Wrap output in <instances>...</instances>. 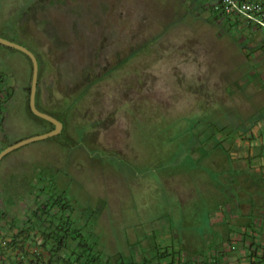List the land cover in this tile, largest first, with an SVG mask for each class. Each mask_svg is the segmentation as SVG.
Returning <instances> with one entry per match:
<instances>
[{"label":"rangeland","instance_id":"374dc122","mask_svg":"<svg viewBox=\"0 0 264 264\" xmlns=\"http://www.w3.org/2000/svg\"><path fill=\"white\" fill-rule=\"evenodd\" d=\"M209 2L0 0V35L41 63L37 106L65 121L59 139L2 157L0 211L24 213L36 199L31 188L46 184L64 192L76 216L97 210L90 230L102 256L136 261L170 241L199 261L214 248L215 215L237 207L256 218L264 203V34L243 17L233 26L214 20ZM0 76L10 92L0 146L45 132L49 125L27 110L28 57L0 44ZM220 246L224 264L243 255Z\"/></svg>","mask_w":264,"mask_h":264},{"label":"trees","instance_id":"16d2710c","mask_svg":"<svg viewBox=\"0 0 264 264\" xmlns=\"http://www.w3.org/2000/svg\"><path fill=\"white\" fill-rule=\"evenodd\" d=\"M206 1L209 2L210 0H206ZM238 1L241 2L251 1L259 5L260 10L257 12V14L261 19V21L264 23V0H238ZM209 8H210L211 16L213 17L214 20L216 21L223 20V22H229L233 20L234 21L233 23L232 22L229 23V25L232 26L236 25L239 21V17H241L237 13L226 12L225 4L223 0H214L212 3L209 2ZM248 23L249 25H254L256 27H259L262 30V33L264 34L263 24L250 19L248 20ZM262 42H264V36L260 41V43L258 44V46L263 47ZM33 53L36 55L38 60V74H39L41 63L39 61L37 54L35 52ZM3 85L4 83L2 80V76H0V130L4 129L3 126L4 116L2 112V104L5 101V99H7L10 96V92L5 91ZM29 87H30V83L26 87L27 110L29 114L34 118H36L39 122L49 125V127L45 130L48 131L52 129L53 124L45 119L35 116L29 108V104H28ZM3 93H4V97L1 96ZM35 104L36 107L39 110H41L37 106L36 95H35ZM55 117L59 119L64 126L65 121L63 122L59 117L57 116ZM60 136L61 133L52 136L50 138L59 139ZM62 140L64 139L62 138ZM7 145H9V143L0 146V150ZM257 147L264 150V144L262 143ZM49 187L50 186L43 184L41 189L43 191L42 193H45L44 196H46L47 198L46 201L43 203L40 202V204H38V202H35L36 208H34L30 213L26 214L27 216L29 214H31L32 216V218L24 222L26 225H28L27 227L24 226V223L22 226L19 225L17 220L16 221L13 220L10 223L12 226H14L17 229V232L14 233L10 243L22 242V245H17L16 243L13 249L15 250L16 255L22 254L26 258L25 262H20V264H224V262H222V258L226 255L227 252L225 249H219L220 243H222V245L226 244L227 246L231 247L232 243L235 241L229 236V231H228L227 235H225V238L221 239L218 245H215L211 251H208L201 255L199 261H196L195 259L191 260L190 257L183 256L180 251L174 250L172 245L166 247L155 245L156 251L154 252V254H152V256L150 257L143 255L142 261H136L133 259L132 256L128 257L129 259L124 258L123 255L121 254H117L115 256L113 255L102 256L101 250L97 248L96 236L94 235L93 231L90 230L92 224L91 222L92 216L96 215L97 210L95 208L87 207L85 208L87 212H85L84 210L80 213L79 216H76L75 208L70 205V200L64 194V192L63 191L50 192L48 190L50 189ZM37 188H38L37 186L36 187L33 186L31 188V189H36L37 191L36 199L40 198L41 196ZM31 189H29L28 191L29 193H32ZM4 201H6L8 204L13 203L10 193L4 197ZM71 213H72V220H70ZM4 215L5 213L0 211V217ZM82 215L85 217L84 222L80 221ZM48 217L50 219H48L47 222L53 225L54 227H52L51 225L47 227H42V225L46 223V218ZM36 228L38 229V232H40L41 237L43 239L42 247L44 248V250L38 255L35 254L33 255L28 251H25L23 247L25 245L24 243L27 242L28 238H30L31 241L33 240V236H30V234ZM248 228L249 226L246 227L245 230L242 232L240 236V240L235 241V245H237V247H242L245 249L246 251L245 257L247 259V264H264V252L260 253L258 250V248L260 247V243L257 240V232L252 227L250 228V230H248ZM233 250H236V248H234ZM112 260H115L114 261L115 263H112ZM0 264H4V251L1 248H0Z\"/></svg>","mask_w":264,"mask_h":264},{"label":"built area","instance_id":"2783aa9c","mask_svg":"<svg viewBox=\"0 0 264 264\" xmlns=\"http://www.w3.org/2000/svg\"><path fill=\"white\" fill-rule=\"evenodd\" d=\"M225 1V10L229 13H237L246 20H253L264 25V23L259 18L257 12L260 10L259 5L251 1H238V0H224ZM11 223V222H10ZM9 222L4 220L0 224V248L4 251V264H20V262H25L26 258L24 255H16L14 245H22V242L10 243L14 233L17 232V229L12 226ZM35 234V235H34ZM33 236V240L30 238L27 239V242L24 243V250L28 251L31 254L38 255L43 252L44 248L42 247L43 239L40 232L36 228L30 234ZM239 237V236H238ZM17 239V238H16ZM240 240V237H239ZM238 241V240H235ZM235 241L232 243L230 249L235 248ZM8 257V258H6Z\"/></svg>","mask_w":264,"mask_h":264},{"label":"crops","instance_id":"0c3cea01","mask_svg":"<svg viewBox=\"0 0 264 264\" xmlns=\"http://www.w3.org/2000/svg\"><path fill=\"white\" fill-rule=\"evenodd\" d=\"M262 144H264V143H262ZM259 158L263 159V164H264V157L263 158L259 157ZM262 194H263L262 197L264 199V191ZM259 207L261 208L262 212H260L259 215L256 216V218L254 215V216H252L253 218L248 219V214H250V213H241L237 210V207L235 208V212H231V211H230V213L226 212V215H224V213L221 212L224 216H222L221 213H219L217 216L215 215L214 218L211 219V221L209 222L210 223L209 225L211 226V228H213V232H211L209 234L210 235L209 240H211V242L214 244L213 246L218 245L220 243L219 241L221 239L225 238V235H227L228 231H229V236L232 239L239 240V237L241 236L242 232L245 230L246 226H245V228H239L236 225H234L233 222H239L240 220H244V221H248V222L257 221V223L249 224L248 230H250L251 227L253 229L257 228L255 230L257 232V240L260 243V247L258 248V250L260 253L264 252V241H262L261 238L259 237L260 233L264 232V203L260 204ZM4 213L6 214V212H4ZM231 213H234V214L232 215ZM9 216H11V214H6V217H4V218L7 222L10 223L11 220H10ZM233 231L237 232V236L235 238L233 237ZM262 238H264V235H262ZM168 245L173 246V241H170L168 243ZM173 248H175V247H173ZM241 250H242V253L240 252V254H243V255H237L234 258V260L232 257L231 260H233V261L229 262L230 264H244L245 263V261L247 260L245 257L246 251L244 248ZM241 258L243 259L242 261H241Z\"/></svg>","mask_w":264,"mask_h":264},{"label":"water","instance_id":"95a60500","mask_svg":"<svg viewBox=\"0 0 264 264\" xmlns=\"http://www.w3.org/2000/svg\"><path fill=\"white\" fill-rule=\"evenodd\" d=\"M0 44L4 45V46L11 47L13 49H17L29 57V59L31 61V65H32L31 66V80H30V87H29V96H28L29 108L35 116L40 117L42 119H45V120H47L53 124L52 129H50L48 131H45L39 135L29 137V138H26L24 140H20V141H17L15 143H12V144L5 146L3 149L0 150V161H1L2 157L6 153H8L10 150H12V149H14V148H16L22 144H25L27 142H31L34 140H38V139L49 138V137H52V136L59 134L61 132L62 122L59 119H57L56 117L50 115L47 112L41 111L36 107L35 95H36L37 77H38V60H37L36 55L30 49H28L26 46H24L18 42L12 41L10 39H7L5 37H2V36H0Z\"/></svg>","mask_w":264,"mask_h":264},{"label":"flooded vegetation","instance_id":"af4514ba","mask_svg":"<svg viewBox=\"0 0 264 264\" xmlns=\"http://www.w3.org/2000/svg\"><path fill=\"white\" fill-rule=\"evenodd\" d=\"M40 185V184H39ZM37 190L39 191V193H40V198H38V199H30L31 201H32V203H24V206H23V209H22V211L24 212V213H22L21 212V214L20 213H17V214H11V216H9L10 217V220L11 221H18V223H19V225H23V223L24 222H26L28 219H30V218H32V216H31V214H29L28 216L26 215V214H28V213H30L34 208H36V203L35 202H38V204H40V202H45L46 201V196H44V194L45 193H42L43 191L41 190L42 189V185H40V186H38L37 185ZM51 189V190H50ZM50 189H48L50 192H53L54 191V188L53 187H50ZM44 196V197H43ZM29 199V198H28ZM14 203H11V204H9V210H11L10 208H11V206L13 205ZM15 205V204H14ZM19 206H21V205H19ZM53 207H55V206H53ZM52 207V208H53ZM15 210V209H14ZM13 210V211H14ZM12 211V210H11ZM12 211V212H13ZM21 211V210H20ZM68 211V210H67ZM11 212V213H12ZM48 219H50L49 217L48 218H46V223L45 224H43L42 225V227H47V226H50L51 224L50 223H48L47 222V220ZM70 220H72V213L70 214ZM24 226L25 227H27L28 225H26L25 223H24ZM52 227H54L53 225H51Z\"/></svg>","mask_w":264,"mask_h":264}]
</instances>
